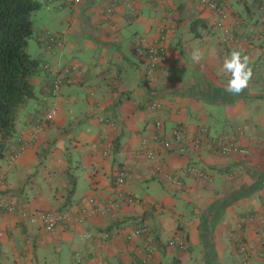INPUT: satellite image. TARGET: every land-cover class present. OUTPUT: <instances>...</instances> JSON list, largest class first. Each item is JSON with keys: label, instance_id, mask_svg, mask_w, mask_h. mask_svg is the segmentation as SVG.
<instances>
[{"label": "crops", "instance_id": "crops-1", "mask_svg": "<svg viewBox=\"0 0 264 264\" xmlns=\"http://www.w3.org/2000/svg\"><path fill=\"white\" fill-rule=\"evenodd\" d=\"M212 1L226 8L227 18L202 0H44L48 19L36 24L33 36L40 61L35 93L19 108L9 143L23 149L14 163L9 151L0 157V264H75L79 256L80 264H264V223L243 221L264 213V0ZM163 31L168 57L149 83L136 45L151 44ZM54 32L65 41L59 52L47 47ZM227 33L237 42L229 43ZM231 47L253 62V78L239 95L226 92L229 75L221 71ZM194 48L203 53L198 63L191 59ZM46 64L76 67L77 82L63 86L58 113L34 137L50 105ZM153 100L162 107L151 109ZM179 124L190 134L206 127L251 153L204 148L181 154L157 142ZM144 141L153 159L136 155ZM123 165L129 176L119 185ZM192 165L210 179L191 172ZM128 195L140 202L128 203ZM92 197L117 207L51 233L34 215L67 207L77 212ZM21 200L30 218L8 211ZM143 221L148 232L135 235ZM176 238L185 249L169 245Z\"/></svg>", "mask_w": 264, "mask_h": 264}, {"label": "built area", "instance_id": "built-area-1", "mask_svg": "<svg viewBox=\"0 0 264 264\" xmlns=\"http://www.w3.org/2000/svg\"><path fill=\"white\" fill-rule=\"evenodd\" d=\"M202 3L207 7H210L212 10H215L222 16L223 19L227 18L228 13L224 6L217 4L211 0H202ZM116 7V2H112L109 11H113ZM264 37V34H263ZM168 35L165 31L159 37V39L154 40L151 44H137L136 45V53L140 59L141 66L144 69V76L145 80L149 83H152L156 79V74L159 70L163 69V66L168 57V46H167ZM226 40L234 44L237 42V38H235L231 33H227ZM234 48V47H233ZM232 49V47H231ZM47 67H49L47 65ZM70 68V67H69ZM70 69H67L65 72H68ZM54 73V94H57L59 91L60 86L64 82V72H59L58 70L53 72ZM71 81V82H70ZM74 80H69L72 83ZM162 102L153 100L150 102L149 106L151 109H159L162 107ZM59 107L55 104L47 112L46 115L42 118L40 123L37 125L35 132H33V136L36 137L41 130L44 129V124L46 120L52 119L58 113ZM102 121L109 123L112 127L115 126V122L109 121L104 117L101 118ZM156 126L160 129L163 127V123L161 121L156 122ZM35 133V134H34ZM157 142L164 146L167 149H176L181 154H186L191 150H199L208 148L213 151H216L220 154H244L249 155L251 153L250 148L241 145L239 141L233 140L232 138H228L227 136H213L210 135L208 129L206 127H201L199 132L196 134H190L188 129L185 125H177L171 130V135L167 136H160L156 137ZM112 147L110 143L108 145L107 151ZM148 142L144 141L142 147H140L136 151V155L139 157L145 156L149 159H153L155 157V152L153 149H148ZM20 154V153H19ZM16 155V158L19 156ZM129 168L126 165L120 166L117 170V182L119 185H123L125 183V179L129 176ZM189 170L193 173L198 174L201 177L206 179H210L208 174L198 168L195 165H192ZM126 201L130 204L139 203L140 199L135 196H127ZM90 206L89 207H82L79 212H74L73 210L66 209L64 211H54V210H37L34 212V215L37 216L38 220H40L47 232H54L60 224H79L83 223L85 220L90 217V215H99L105 214L107 212L112 211L117 207V203L114 201H110L107 206H102L98 202L95 197L89 199ZM8 211L10 212H17L22 217L30 218L31 212L29 209L23 204V206H9ZM32 216V215H31ZM259 220L260 222L264 223V213L261 214H251L247 218H244L243 221L246 220ZM149 230V226L147 222H142L138 227L135 228L134 234L135 235H142L147 233ZM5 235L4 230L0 228V239H2ZM105 236H109L106 233ZM170 246L179 247L184 249L187 245L184 240L176 238L169 242ZM149 252H151V248H147ZM245 246H242V250L245 251ZM148 252V253H149ZM148 258H144L143 262H147ZM82 259L80 256L77 258L75 264H80ZM243 264H247V261L244 260Z\"/></svg>", "mask_w": 264, "mask_h": 264}, {"label": "trees", "instance_id": "trees-1", "mask_svg": "<svg viewBox=\"0 0 264 264\" xmlns=\"http://www.w3.org/2000/svg\"><path fill=\"white\" fill-rule=\"evenodd\" d=\"M43 3L41 0H0V157L6 156L9 151L10 158L14 160L16 155L23 149L22 145L13 149V145L11 146L9 143L11 137L15 136L16 133V117L19 108L35 93L32 77L34 72L40 68V61L31 55L29 40L36 34L34 16L42 9ZM220 17L222 18V16ZM49 36H47L49 39L47 47L51 51L55 43L59 47L62 46V42H64L62 36L59 38L56 34ZM230 46L232 45L230 44ZM44 67L50 69L52 73L48 112L55 104L59 107L56 98L63 86L71 84L69 80L73 79V82H75L77 78L73 75L76 69L74 66L64 65L58 69H53L49 64H46ZM67 69L70 70L65 72ZM57 70L60 73L64 72V82L58 93L54 94L53 72ZM40 121L35 125V130ZM73 192L74 188L70 190L69 194ZM69 199L70 195L68 201ZM23 204L29 209V204L25 200L13 204L9 203L8 207L12 205L20 207ZM64 206H67V204ZM66 209L54 211H64ZM80 209L82 207L77 208L76 211L79 212Z\"/></svg>", "mask_w": 264, "mask_h": 264}, {"label": "clouds", "instance_id": "clouds-1", "mask_svg": "<svg viewBox=\"0 0 264 264\" xmlns=\"http://www.w3.org/2000/svg\"><path fill=\"white\" fill-rule=\"evenodd\" d=\"M203 53L199 48H194L191 52V59L199 62ZM251 57L242 48H233L230 54L224 59L222 69L229 75L226 85V92L232 95H239L249 86L254 72Z\"/></svg>", "mask_w": 264, "mask_h": 264}, {"label": "rangeland", "instance_id": "rangeland-1", "mask_svg": "<svg viewBox=\"0 0 264 264\" xmlns=\"http://www.w3.org/2000/svg\"><path fill=\"white\" fill-rule=\"evenodd\" d=\"M41 1L44 2V0H41ZM232 1H233L235 4H237V3H236L237 0H232ZM247 1H248L249 4H250L251 0H247ZM56 5H57V4H54V5L52 6V4H50V7L52 6V8H56V9H58V8L56 7ZM46 7H47V6L45 5V3H43V7H42V9L39 10L37 13H35V16H34L35 25L37 24L38 27L41 26L42 23H44V21H46V19H48V15H49V12H50V11H49V12L46 11ZM50 20H51V18H49V20H47V24H49L50 22H52V21H50ZM52 32H53V31H52ZM54 34H56L58 38L61 36L60 32H54ZM54 34H53V35H54ZM43 36H44V34H43ZM34 38H35V37H32V38H30V40H29V51H30V53H32L33 56L35 57V55H36L35 52H36V46H37V43L35 42V39H34ZM64 44H65V41L62 42V46L59 47V46L55 43L52 52H53L54 50L59 52V51L62 50V48L64 47ZM43 67H44V65H43ZM75 82H77V80H76ZM75 82H74V83H75ZM74 83H73V84H74ZM75 84H76V83H75ZM213 136H218V135H213ZM15 159H16V157H15ZM9 160H10L11 163H14V160H13V159L9 158ZM10 162L8 161L7 164H10ZM5 163H6V160H5L4 164H5ZM0 167L3 168V166H1V165H0ZM0 180H1V178H0ZM25 183H26L27 186H29V184H28L27 181H26ZM19 184H20V185L23 184V181L20 180V181H19ZM13 187L16 188V183H14ZM22 187H23V185H22ZM158 188H160V187L158 186ZM153 189H154V186H152V187L149 189V191H150V192H153ZM159 192H162V189H160ZM62 253H63V255H64V252H62ZM67 263H68V262H67Z\"/></svg>", "mask_w": 264, "mask_h": 264}]
</instances>
